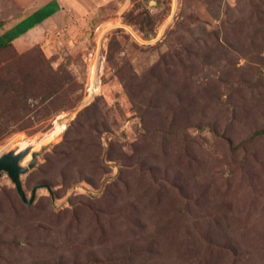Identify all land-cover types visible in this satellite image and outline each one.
<instances>
[{
  "label": "rangeland",
  "instance_id": "374dc122",
  "mask_svg": "<svg viewBox=\"0 0 264 264\" xmlns=\"http://www.w3.org/2000/svg\"><path fill=\"white\" fill-rule=\"evenodd\" d=\"M48 1L0 0V33ZM81 1L77 28L0 52L28 94L43 72L68 82L1 117L0 156L37 154L27 197L51 192L26 205L2 174L0 264H264V0H106L95 19Z\"/></svg>",
  "mask_w": 264,
  "mask_h": 264
},
{
  "label": "crops",
  "instance_id": "0c3cea01",
  "mask_svg": "<svg viewBox=\"0 0 264 264\" xmlns=\"http://www.w3.org/2000/svg\"><path fill=\"white\" fill-rule=\"evenodd\" d=\"M105 1L94 0V3L88 1V4L92 5L91 8H93L91 11L88 9L92 15L91 19H95L97 16L95 15L98 11L96 8L97 3ZM67 3H71L73 7L71 14L64 9V5ZM81 5H84L81 0L78 2L77 0H50L43 3L0 33V48L7 43H11L18 50L24 51L36 44H50L51 37L59 30H64L71 23L69 29L77 28L73 18L74 15L78 17V12L83 13L85 9L87 10V8L80 9ZM87 19H85V22L88 25Z\"/></svg>",
  "mask_w": 264,
  "mask_h": 264
},
{
  "label": "trees",
  "instance_id": "16d2710c",
  "mask_svg": "<svg viewBox=\"0 0 264 264\" xmlns=\"http://www.w3.org/2000/svg\"><path fill=\"white\" fill-rule=\"evenodd\" d=\"M9 47H13L11 43H7L3 45L0 48V52L8 49ZM62 74L60 72H54L47 74L46 72H43L40 74V76H37V78L40 79L41 83V91L38 94H28L30 92V85L27 82L28 78H23L20 83H12L14 80H11L8 78L0 79V87H2L3 90H6L7 88L13 87V92H8L10 95L9 102L5 104L3 108L0 109V137H7L11 133H13L15 130H6L2 128V126L8 124L7 122H1V117L7 116L11 117L12 115L18 114V113H27L30 109V100L35 99L39 100L41 104H44L45 102H49L48 106L52 105L57 95L60 93L59 91L61 88L63 89L64 86L68 83L66 80H64L61 77ZM39 82V81H37ZM11 83V84H10ZM13 93V96H12ZM4 94V93H1ZM50 108V107H49ZM12 119V117H11ZM22 126H18V129H21ZM19 196V195H18ZM21 199V198H20Z\"/></svg>",
  "mask_w": 264,
  "mask_h": 264
},
{
  "label": "water",
  "instance_id": "95a60500",
  "mask_svg": "<svg viewBox=\"0 0 264 264\" xmlns=\"http://www.w3.org/2000/svg\"><path fill=\"white\" fill-rule=\"evenodd\" d=\"M30 154V150H26L24 152L16 153L14 151H11L7 154H3L0 156V178L2 177L3 173H7L8 176L11 178L15 189L26 205H32L35 201L37 191L42 188H46L51 192L50 186L46 185H39L36 186L33 191L30 198L27 197L23 185L21 176L23 174L28 173L31 169H34L37 162V154L32 155V160L28 167L24 168L21 166L22 161Z\"/></svg>",
  "mask_w": 264,
  "mask_h": 264
},
{
  "label": "built area",
  "instance_id": "2783aa9c",
  "mask_svg": "<svg viewBox=\"0 0 264 264\" xmlns=\"http://www.w3.org/2000/svg\"><path fill=\"white\" fill-rule=\"evenodd\" d=\"M94 53V54H93ZM106 58L101 53L100 47L97 50H93L88 55L87 60V75H88V84L87 91L89 93V98H93L101 90V78L105 69Z\"/></svg>",
  "mask_w": 264,
  "mask_h": 264
},
{
  "label": "bare ground",
  "instance_id": "6f19581e",
  "mask_svg": "<svg viewBox=\"0 0 264 264\" xmlns=\"http://www.w3.org/2000/svg\"><path fill=\"white\" fill-rule=\"evenodd\" d=\"M5 150H3V152H4ZM2 154V151L0 150V155ZM28 157V156H27Z\"/></svg>",
  "mask_w": 264,
  "mask_h": 264
}]
</instances>
